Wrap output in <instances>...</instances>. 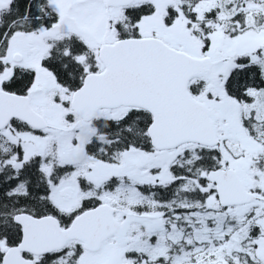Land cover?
<instances>
[{"label": "snow or ice", "instance_id": "1", "mask_svg": "<svg viewBox=\"0 0 264 264\" xmlns=\"http://www.w3.org/2000/svg\"><path fill=\"white\" fill-rule=\"evenodd\" d=\"M0 264H264V0H0Z\"/></svg>", "mask_w": 264, "mask_h": 264}]
</instances>
